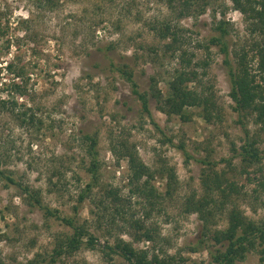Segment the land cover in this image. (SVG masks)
<instances>
[{"label": "rangeland", "instance_id": "obj_1", "mask_svg": "<svg viewBox=\"0 0 264 264\" xmlns=\"http://www.w3.org/2000/svg\"><path fill=\"white\" fill-rule=\"evenodd\" d=\"M215 6L216 19L222 11L230 23V50L247 49L253 38L243 15L230 0H218ZM211 9L207 6L203 14L179 19L164 0H0V23L7 31L0 39V99L9 96L18 103H30L28 96L2 90L9 81L18 82L5 69L6 63L26 65L32 87L29 96H33L41 120L21 123L11 112L0 109V167L38 190L42 203L56 214L73 216L97 239L94 248L82 246L54 264H127L117 254L107 255L104 246L117 239L136 249L173 257L175 264H207L209 256L203 246L190 250L203 230L202 220L183 209L187 196L193 194L198 199L204 194L201 171L205 166L187 160L174 146L180 143L192 157L214 162L215 169L235 183L227 208L235 204L254 220L264 218V190L256 184L263 179L264 160L261 168L246 167L240 158L223 161L234 155L233 145L239 150L244 144V129L264 155V124L256 113L240 116L234 110L223 55L216 46L211 47L212 62L203 78L205 84L213 85L219 108V118L211 121H205L198 108L188 109V121L167 116L152 98L150 119L142 113L129 84L111 67L126 64L141 91H149L155 84L165 97L177 60L164 51L167 41L156 36L153 25L168 18L186 30L192 44L197 40L207 43L214 35ZM196 54V59L204 58L202 50ZM230 60L235 63L232 55ZM83 134L97 139L98 183L74 213L77 195L89 181ZM120 139L132 142L141 160L155 172L152 183L160 194L166 191L167 179V174L162 175L165 178L159 175L160 170L168 167L176 173L175 190L163 200L161 212L146 220L143 211L147 206L134 195L126 209L128 220H145L155 229L152 241L136 240L137 229L125 225L120 216H115L114 223L108 222L114 203L106 197L107 192L116 188L123 197L130 196L127 162L112 151ZM102 196L108 208L100 218L94 205ZM217 213L209 218L212 229L227 225L225 212ZM71 233L64 223L30 204L25 193L0 179V264H44L58 240ZM207 244L213 246L210 240ZM237 264H264V260L259 252L251 251Z\"/></svg>", "mask_w": 264, "mask_h": 264}, {"label": "trees", "instance_id": "obj_2", "mask_svg": "<svg viewBox=\"0 0 264 264\" xmlns=\"http://www.w3.org/2000/svg\"><path fill=\"white\" fill-rule=\"evenodd\" d=\"M218 0H164L176 18L181 19L184 16L203 14L210 6L212 16L214 18L213 32L214 35L209 37L207 43L197 40L192 44L186 35V30L176 21L168 18L161 24H154L152 30L164 43V51L170 52L177 60V67L173 71L172 78L168 82V95H162L160 89L152 84L149 91H141L138 83L134 79L132 70L126 65L111 64L113 70L129 84L131 94L139 101L141 111L151 119V111L149 108V98L156 101L159 111L167 116H178L182 121L190 120L189 108H198L201 116L205 121H211L219 118V108L215 101L213 85L203 82V78L207 75V71L212 62L211 47L216 46L218 51L223 55V64L230 83V98L234 102V110L241 116L249 113H256V118L264 124V0H230L235 10H238L244 17L246 30L252 36L250 45L247 49L239 47V49L230 50L228 36L231 34L230 23L225 19L224 12L221 11L216 19ZM176 6V7H175ZM195 10L197 13L192 12ZM222 14V15H221ZM6 29L0 23V39L5 35ZM9 43V42H8ZM203 51L204 58L196 59V51ZM230 55L235 59V63L231 62ZM255 61V64H252ZM5 69L14 74L18 78V82L9 81L2 90L12 91L19 97L30 98V105L26 102L18 103L14 97L7 96L0 99V109L11 112L21 123H40L36 111L34 110V98L29 96L32 94V87L29 84L30 76L26 65H16L12 61L6 63ZM152 79V83H153ZM189 84H192L189 87ZM2 83H0V86ZM154 124V123H153ZM157 128V126H156ZM245 141L237 150L234 145L232 151L234 155L223 161L230 163L232 158H240L244 166L260 167L264 155L261 154L255 139H251L247 129H244ZM172 145V140L167 139ZM83 145L86 147V153L89 157V163L86 172L89 175V181L85 183L77 195L76 204L73 207L74 213L78 212L79 206L90 196L92 190L98 181V151L97 139L89 134L82 135ZM176 146L187 159H194L197 163L205 166L201 171V183L204 188L202 197L196 199L195 195L187 196L184 202L185 213H196L198 218L202 220V231L197 242L192 244L190 250L195 252L202 246L207 250L209 261L207 264H237L246 259L247 254L251 251L260 253V260H264V218L254 220L245 215L239 206L233 204L226 207L230 200V192L236 190V185L229 180L221 172L215 169V163L205 159H197L192 157L185 149L183 143ZM113 154L120 159H125L129 168L128 185L130 196H122L118 189H111L107 192L106 197H110L114 203V214L108 222L114 223L115 216L124 219L125 225L134 227L138 232L135 235L136 240L146 239L152 241L154 239L155 229L146 225V221L139 219L128 220L125 217L128 213L127 208L131 206V196L143 200L147 207H144V218L151 219L154 212H161L163 200L172 195L175 190L176 173L173 168H165L160 170L159 175L167 174L166 191L164 195L157 191L152 183L155 179V172L152 171L139 157L136 146L127 141L120 139L112 146ZM1 165V161H0ZM162 178H165L162 176ZM263 179L257 181V186L264 190ZM0 179L6 184L16 187L21 193H25L29 198L30 204L36 205L44 211L47 216L55 217L60 222L71 228L72 233L58 240L47 262L44 264H54L56 259L61 256L72 255L81 249L82 246L94 248L97 241L96 237L88 232L81 224H78L73 216L65 217L56 214L55 210L44 205L40 198L38 190L30 189L21 179L15 178L10 172L1 169ZM256 191V190H254ZM91 194V195H90ZM219 196L218 200L215 198ZM105 198V197H104ZM102 196L95 203V211L97 216L103 218L105 215L106 202ZM142 198V199H141ZM211 202L213 203L211 205ZM225 209V210H224ZM225 212L227 225L222 229H212V221L210 216H216L219 212ZM128 215V214H127ZM130 215H133L131 212ZM208 240L213 242V246L207 244ZM108 248L107 255L117 254L121 256L127 264H175V259L170 256H161L159 251L149 253L147 250L136 249L131 243L121 239L113 245H105ZM31 263V262H30ZM31 264H34L33 262ZM37 264V263H36ZM43 264V263H39Z\"/></svg>", "mask_w": 264, "mask_h": 264}]
</instances>
